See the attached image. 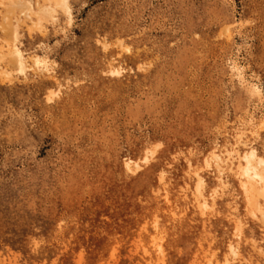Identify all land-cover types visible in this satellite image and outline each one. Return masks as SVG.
Instances as JSON below:
<instances>
[{
    "label": "rangeland",
    "instance_id": "rangeland-1",
    "mask_svg": "<svg viewBox=\"0 0 264 264\" xmlns=\"http://www.w3.org/2000/svg\"><path fill=\"white\" fill-rule=\"evenodd\" d=\"M70 4V24L61 15L42 33L23 28V46L47 56L52 76L0 79V264H223L229 240L241 251L229 264H264L248 242L264 245V222L232 191L234 170L223 184L200 168L205 211L190 172L238 133L239 147L264 153V126L245 123L253 106L229 69L240 64L264 91V0ZM9 8L0 6V26ZM110 64L122 73L109 76ZM57 85L59 96L44 100ZM147 147L151 160L125 169Z\"/></svg>",
    "mask_w": 264,
    "mask_h": 264
},
{
    "label": "bare ground",
    "instance_id": "bare-ground-1",
    "mask_svg": "<svg viewBox=\"0 0 264 264\" xmlns=\"http://www.w3.org/2000/svg\"><path fill=\"white\" fill-rule=\"evenodd\" d=\"M0 6L10 7L7 13L3 15L4 21L2 25L0 26V31L3 33L5 32L6 34L5 37H2V36L0 37V40H1V43H0L1 44L0 45V79L3 81L5 80L7 82H12L14 79L15 80L16 79L25 80L28 76V73L31 71H32L31 73L38 74L39 76L41 74L47 75L49 77L52 76V71H53L51 69L52 64L47 58V56L45 54H40L36 50L35 51L32 50L31 52H28L27 51L28 49H26L23 46V40H22L23 28H25L26 32H28L29 34L33 30H37L42 33L44 29L46 28L47 24L49 25L52 24V26L53 25L61 26L60 25L61 15H64L65 19L67 20L64 22V24L65 23L70 24L71 19H72V7L70 4V0H43L40 3L34 0H9V3L7 4L4 2V0H1ZM228 29H229V25H226L225 26L226 34L228 33ZM117 45L118 47H120L119 44ZM103 46L105 47V43H103ZM126 49H128L127 46H126ZM229 69L231 71V74L235 77L236 81L241 86H245L246 93L248 94L251 105L253 106L252 112L248 114L247 116L248 120L245 123H248L249 125L250 124L253 125L255 122H259L260 125L264 126V115L263 116L260 115L261 117L259 116V118H256L255 116V112L258 108L259 102L264 100V91L260 87V84H257L255 82L247 83L246 78L244 76L243 66H241L240 64H237L233 60L229 61ZM106 70H107V74L113 77V76H119L122 73L123 68L120 66H116L114 64H110L108 66V69ZM60 87H58V85L57 87H54V88L48 87V90L46 91L47 92L46 99L44 98L43 99L49 102L56 99V97H58L60 94V89H61ZM241 137H242L241 133H238L237 140L233 144L229 146H225L223 150H219L218 145L215 144L213 148L210 149V151L207 153V155H205V157L202 159L203 160L202 167H195L193 168V170L190 171L192 173V176L195 179L194 195L197 201V208L199 207L200 210L202 211L212 208L210 198L206 194L205 178L202 172H200V168L201 169L202 168L203 169H213L214 168L216 170L215 172H217L218 182L220 183L224 182L223 176L225 175L224 173L226 172L225 171L226 168H228V169L234 170L235 177L237 179L236 180L237 187L235 189L233 188L232 191L236 190V194L239 195L245 201L244 206L250 213V216L252 219H258L264 222V153L259 152L257 147L253 144L245 143L246 147L245 145H244V148H241V146L239 147L238 143L243 141ZM156 146H159V145H155V147ZM154 153L155 152L153 148L147 147L140 158V162H138L139 159L138 161H136L131 157H127L123 162L125 169L132 170L133 169L132 166H135L137 168L140 166L139 164H142L141 162L148 163L153 157ZM234 161H236V163H234ZM187 163H189L188 160H187ZM188 165H189V168L193 167L190 163ZM229 174L231 173L229 172ZM159 179L161 181H164L165 179L164 171H161L159 173ZM222 188H224V186ZM216 191L217 190L213 188L212 192L210 193V196L215 194ZM165 198L167 201H169L167 192L165 194ZM234 223H235L234 225L235 236L237 237V239H240L243 234V229H242L243 223H242V219L239 217L238 214L235 215ZM248 242L251 248H253L255 252L259 253V255H264V245L262 243H259L253 237H250ZM156 247H157V252L161 253L163 250L162 243L157 242ZM143 251L147 252V249L144 248ZM240 252L241 251H240L239 241L229 240L226 244V252L224 256H222L223 264H229L230 259L239 258L241 254ZM211 262L212 261L210 259L208 260V262H205V264L206 263L210 264Z\"/></svg>",
    "mask_w": 264,
    "mask_h": 264
}]
</instances>
